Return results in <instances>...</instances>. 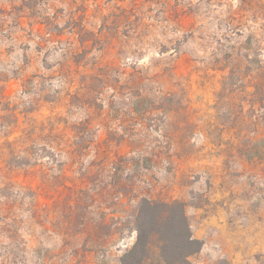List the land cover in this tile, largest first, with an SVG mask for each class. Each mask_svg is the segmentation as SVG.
I'll return each instance as SVG.
<instances>
[{
	"label": "rangeland",
	"instance_id": "rangeland-1",
	"mask_svg": "<svg viewBox=\"0 0 264 264\" xmlns=\"http://www.w3.org/2000/svg\"><path fill=\"white\" fill-rule=\"evenodd\" d=\"M142 199L264 264V0H0V264H121Z\"/></svg>",
	"mask_w": 264,
	"mask_h": 264
},
{
	"label": "trees",
	"instance_id": "trees-1",
	"mask_svg": "<svg viewBox=\"0 0 264 264\" xmlns=\"http://www.w3.org/2000/svg\"><path fill=\"white\" fill-rule=\"evenodd\" d=\"M135 240L121 264H186L200 241L191 232L184 204L142 199L135 216Z\"/></svg>",
	"mask_w": 264,
	"mask_h": 264
}]
</instances>
